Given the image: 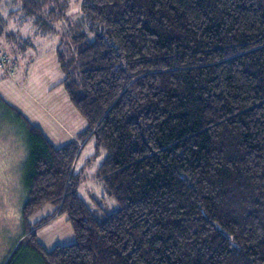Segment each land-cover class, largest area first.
I'll return each mask as SVG.
<instances>
[{
  "label": "trees",
  "instance_id": "trees-1",
  "mask_svg": "<svg viewBox=\"0 0 264 264\" xmlns=\"http://www.w3.org/2000/svg\"><path fill=\"white\" fill-rule=\"evenodd\" d=\"M11 1L57 43L87 123L61 147L27 123L23 220L51 203L75 240L47 249L28 231L25 245L45 264H264V0ZM2 52L1 69L19 65ZM92 140L93 207L74 173Z\"/></svg>",
  "mask_w": 264,
  "mask_h": 264
},
{
  "label": "rangeland",
  "instance_id": "rangeland-1",
  "mask_svg": "<svg viewBox=\"0 0 264 264\" xmlns=\"http://www.w3.org/2000/svg\"><path fill=\"white\" fill-rule=\"evenodd\" d=\"M61 1L62 3H69L74 0ZM78 5L79 3H76L71 9L73 8L76 12V8H79ZM17 8L18 4L13 3L11 0H0V22H6V30L10 32L14 29L12 25L15 22L16 25L19 23L14 18L20 19L22 21V28H17V34L12 36V42L15 41L21 45L22 41L23 45L26 42L24 41L23 31L25 33L28 25L24 21V16L18 15L14 17L13 11H16ZM65 13V19L57 24L55 23L57 28L62 29V33H66L64 28L66 27L65 21L70 17L68 9L65 10ZM10 15L14 21L13 23L10 22L12 25L7 23ZM72 18L76 21L74 16ZM74 20H71L68 24H74L77 27L78 21L74 22ZM21 30L22 38L18 35ZM28 31V34H30L32 31L30 27ZM70 37L68 35L66 39L60 42H69ZM5 38L6 36H3L1 39L4 40ZM28 39L32 41L34 38L29 35ZM43 40L45 41V39ZM2 70L4 71L3 68H0V77L3 73ZM20 96L21 94L16 84L9 82L7 87L0 85V264H45L30 246L28 248L25 245V242H27L26 237L30 233L24 235L26 237H23V234L28 231H34L38 234L39 241L48 249L57 244L68 243L71 237L67 231L66 224H64L65 214H61L60 217L49 222L50 224L47 226H39L40 221L43 220L41 218L55 209V205L53 206L51 203L47 204L42 211L34 215L30 219L31 223L29 225L23 220L24 202L28 196L27 158L29 146L25 139L24 132L26 130L21 119L22 117L18 113L20 111L16 109L18 112H14L7 104L8 102H15ZM27 111L30 110L27 109ZM94 144V140L90 141L82 150L79 159L75 162V172L78 175L80 174V177H82V172H84L82 181H84V186L86 187L80 186L78 194L91 206L93 196L97 198L98 196H106L103 184L96 178V171L105 156V151L94 150ZM104 204L106 205V203ZM20 243L23 244L21 245ZM19 245L21 246L19 247ZM18 247V251L14 253Z\"/></svg>",
  "mask_w": 264,
  "mask_h": 264
},
{
  "label": "crops",
  "instance_id": "crops-1",
  "mask_svg": "<svg viewBox=\"0 0 264 264\" xmlns=\"http://www.w3.org/2000/svg\"><path fill=\"white\" fill-rule=\"evenodd\" d=\"M4 27L5 31L0 36V44H2L9 52H12L15 57H18L19 65L12 68L11 71L9 69H5L4 71L2 70L3 73L0 77V85L7 87L9 82H12L17 85L20 91L21 96L15 102L6 103L14 112H18L16 109L20 111L18 113L20 116L22 115L21 119L26 130L24 132L26 141L28 142V122L38 127L45 137L56 147H61L73 139H76L77 136L86 128L87 123L75 108L64 87L63 80L65 75L59 65L56 50L57 43L52 41L50 37L37 34L34 30L28 34V27H26L25 33L23 31L24 41L26 42L23 45L21 42V45H19L15 41L12 42L10 39V33L17 34V28H22V23L19 22L16 25L15 22L12 25L14 29L10 32H7L6 25ZM18 35L22 38V30ZM29 35L34 38L32 41L31 39H28ZM3 36H6L4 40L1 39ZM43 39H45V41ZM44 70L45 72H43ZM27 109L30 111H27ZM88 144L89 142L85 144V146H83V143L80 144L81 152ZM93 148L96 150L95 144L93 145ZM74 173L77 174L75 172V168ZM83 175L84 172H82V177ZM82 177L78 180V189L80 186L86 188L84 186V181H82ZM102 197L104 196H98V198ZM94 198L97 197H92V203ZM44 207L40 211H42ZM54 212L55 216L49 222H52L57 217L61 216L55 206V209L51 213L41 219L46 218ZM64 218V224H66L67 231L71 237L68 243H71L75 240V232L72 223L66 214ZM49 222H47L45 226L50 224Z\"/></svg>",
  "mask_w": 264,
  "mask_h": 264
},
{
  "label": "built area",
  "instance_id": "built-area-1",
  "mask_svg": "<svg viewBox=\"0 0 264 264\" xmlns=\"http://www.w3.org/2000/svg\"><path fill=\"white\" fill-rule=\"evenodd\" d=\"M4 54H5L4 52L0 53V59H1V55H4Z\"/></svg>",
  "mask_w": 264,
  "mask_h": 264
}]
</instances>
